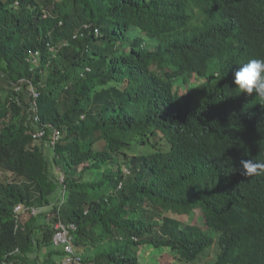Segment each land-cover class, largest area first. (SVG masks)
Masks as SVG:
<instances>
[{"label":"trees","instance_id":"16d2710c","mask_svg":"<svg viewBox=\"0 0 264 264\" xmlns=\"http://www.w3.org/2000/svg\"><path fill=\"white\" fill-rule=\"evenodd\" d=\"M223 4L0 0V264H63L59 222L81 264H264V106L233 92L262 15Z\"/></svg>","mask_w":264,"mask_h":264},{"label":"clouds","instance_id":"9594fccd","mask_svg":"<svg viewBox=\"0 0 264 264\" xmlns=\"http://www.w3.org/2000/svg\"><path fill=\"white\" fill-rule=\"evenodd\" d=\"M224 2L226 10L233 11L237 16L241 17V11L248 10V16L253 13L258 16L262 15L261 33L259 42H264V0H221ZM255 45V42H254ZM233 84L235 88L233 92L236 95L247 94L252 96L255 93L254 99L258 100L261 106H264V44L260 54H256L254 59H249L246 63L240 65L234 73ZM241 165L243 174L249 177L256 174L261 168H264V161L242 160Z\"/></svg>","mask_w":264,"mask_h":264},{"label":"built area","instance_id":"2783aa9c","mask_svg":"<svg viewBox=\"0 0 264 264\" xmlns=\"http://www.w3.org/2000/svg\"><path fill=\"white\" fill-rule=\"evenodd\" d=\"M30 91L32 93V96L34 98V104H35V108L34 111L37 112V108H36V99L39 97V92L38 90L32 86L30 88ZM36 120L38 121V117H36ZM39 137L43 136V132H40L38 134ZM53 139L54 141L59 139V132L55 131L54 135H53ZM15 211L17 213H30L31 215H37L40 212H42V210H38L36 208L31 209L30 211L27 210V208H24L23 206H18ZM56 234L54 236V244L56 246H64L66 249V252L68 253L67 257L64 259L63 264H81L80 262V258L76 257L74 254V231H76L77 227L73 224L70 225H66L62 222H59L56 224Z\"/></svg>","mask_w":264,"mask_h":264},{"label":"rangeland","instance_id":"374dc122","mask_svg":"<svg viewBox=\"0 0 264 264\" xmlns=\"http://www.w3.org/2000/svg\"><path fill=\"white\" fill-rule=\"evenodd\" d=\"M0 87H2L1 82H0ZM60 178L61 180H63L62 175H60ZM15 180L18 181V179L13 174L0 168V182L15 181ZM59 197L60 198L62 197L61 190H59L56 194L53 195L52 197L53 203H56ZM143 251L144 252L142 254V257L144 258V264H180L177 261H175L174 256L169 255L170 251L168 249L158 251L156 249L143 248ZM211 253L212 252H209L208 255L201 257L197 262L192 264H210L209 261L214 259ZM182 264H186V263H182Z\"/></svg>","mask_w":264,"mask_h":264}]
</instances>
